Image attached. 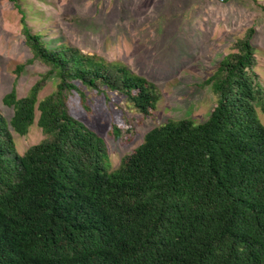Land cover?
Wrapping results in <instances>:
<instances>
[{
  "label": "trees",
  "instance_id": "trees-1",
  "mask_svg": "<svg viewBox=\"0 0 264 264\" xmlns=\"http://www.w3.org/2000/svg\"><path fill=\"white\" fill-rule=\"evenodd\" d=\"M12 1L26 43L49 71L25 97L13 89L3 98L14 114L10 121L0 114V264H264L255 28L206 81L216 104L205 122L152 129L110 172L106 140L71 114V98L89 111L88 91L115 93L148 117L157 86L78 48L50 49ZM51 79L55 91L40 100ZM37 111L45 139L19 155L13 132L26 136Z\"/></svg>",
  "mask_w": 264,
  "mask_h": 264
},
{
  "label": "rangeland",
  "instance_id": "rangeland-1",
  "mask_svg": "<svg viewBox=\"0 0 264 264\" xmlns=\"http://www.w3.org/2000/svg\"><path fill=\"white\" fill-rule=\"evenodd\" d=\"M33 33L50 49L62 46L95 54L109 64H121L154 83L160 100L144 117L123 97L88 91L89 111L78 96L71 98V114L106 140L110 172L144 142L152 129L188 119L199 124L213 111L216 98L206 81L235 42L254 27L256 72L264 84V0H16ZM22 15L12 0H0V114L10 121L13 108L3 103L13 89L25 97L49 68L26 43ZM21 67H24L20 70ZM21 71V72H20ZM51 79L39 99L56 89ZM34 125L26 136L13 132L17 153L23 155L45 136ZM264 124V114H260ZM114 128L119 135H114Z\"/></svg>",
  "mask_w": 264,
  "mask_h": 264
}]
</instances>
